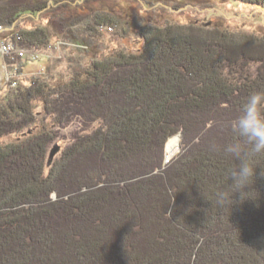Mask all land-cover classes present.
I'll return each instance as SVG.
<instances>
[{"label":"trees","instance_id":"obj_1","mask_svg":"<svg viewBox=\"0 0 264 264\" xmlns=\"http://www.w3.org/2000/svg\"><path fill=\"white\" fill-rule=\"evenodd\" d=\"M230 1L264 10V0ZM52 3L68 6L0 0V41L49 47L77 16L55 17L54 30L22 21ZM139 34L137 51L2 88L0 139L18 138L0 142V264H264V156L248 198L234 194L228 206L216 193L235 161L211 150L232 139L224 125L243 99L264 90V28L166 21ZM73 121L79 128L48 166ZM177 133L180 150L165 161Z\"/></svg>","mask_w":264,"mask_h":264},{"label":"rangeland","instance_id":"obj_2","mask_svg":"<svg viewBox=\"0 0 264 264\" xmlns=\"http://www.w3.org/2000/svg\"><path fill=\"white\" fill-rule=\"evenodd\" d=\"M58 1H65L68 6L57 7L55 3H52L51 10H46L40 19L23 18L24 26L31 28L37 25L54 30V23H57L58 20L61 22L64 17L67 19L77 16L79 20L69 29H65L64 33L54 30L53 42L49 47L29 48L39 51L38 59L24 58V61L17 62L18 65L21 64L17 66L18 72L8 81L5 80L3 68H1L2 64L6 62L5 59L8 58L3 59L0 56V92L3 91L2 88L14 87V83L23 81L33 74L40 73L54 78L63 76L65 78L72 70L74 72L81 69V66L86 65V62L94 56L103 57L120 50L137 51L144 45L139 29L141 25L145 24H164L166 21L180 24L198 22L202 25L209 24V26H217L235 32L256 33L263 32L264 28V10L230 0ZM106 13L112 23L107 25L95 23L96 17H104ZM58 16H60L58 20L53 21ZM92 28L97 29L93 30ZM76 128H79V124L77 121H73L60 129L59 137L50 145L46 161L48 166L54 162L63 146L71 142V134ZM17 138V135H12L0 139V142L5 143ZM171 140L177 141L178 146L169 156L167 148ZM180 140L170 139L167 141V146L165 145L167 158H171L179 152ZM55 144L60 146V150L53 158H49L50 150Z\"/></svg>","mask_w":264,"mask_h":264},{"label":"clouds","instance_id":"obj_3","mask_svg":"<svg viewBox=\"0 0 264 264\" xmlns=\"http://www.w3.org/2000/svg\"><path fill=\"white\" fill-rule=\"evenodd\" d=\"M224 127L232 139L223 145H212L211 150L235 161L227 170V189L216 193L218 203L230 206L234 194L239 193L241 202L248 198L241 194L251 190L259 166L256 160L264 156V90L253 91L244 98L235 117ZM260 175L264 176L262 167Z\"/></svg>","mask_w":264,"mask_h":264},{"label":"built area","instance_id":"obj_4","mask_svg":"<svg viewBox=\"0 0 264 264\" xmlns=\"http://www.w3.org/2000/svg\"><path fill=\"white\" fill-rule=\"evenodd\" d=\"M4 30L2 26H0V31ZM39 51L29 49V48H21V47H16L14 43L10 40H2L0 41V56L5 59L8 58L10 59L13 63L11 67L6 62L2 64L1 68H3L4 72V78L6 81L10 80L13 75L17 74L18 69L17 66H20L21 64L18 65L17 62L19 61H24V58H29V59H38L39 57ZM36 57V58H35ZM15 82V81H14ZM17 83H14V86ZM166 156V153H165ZM170 158H165V161H168Z\"/></svg>","mask_w":264,"mask_h":264},{"label":"water","instance_id":"obj_5","mask_svg":"<svg viewBox=\"0 0 264 264\" xmlns=\"http://www.w3.org/2000/svg\"><path fill=\"white\" fill-rule=\"evenodd\" d=\"M258 8L261 9V7H259V6H258ZM174 136H175V135H174ZM176 136H178V138L181 139V133H177ZM170 138H171V137H170ZM170 138H169V139H170ZM169 139H168V140H169ZM168 140H167V141H168ZM166 143H167V142H166ZM165 148H166V147H165ZM59 150H60V146H59L58 144H55V145L51 148V150H50V154H49L50 157H49V158H53ZM165 152H166V151H165ZM50 161H51V159H50Z\"/></svg>","mask_w":264,"mask_h":264},{"label":"bare ground","instance_id":"obj_6","mask_svg":"<svg viewBox=\"0 0 264 264\" xmlns=\"http://www.w3.org/2000/svg\"><path fill=\"white\" fill-rule=\"evenodd\" d=\"M178 146V142L177 141H174V140H171L168 144V148H167V151H168V154L169 156H171L173 153H174V149Z\"/></svg>","mask_w":264,"mask_h":264}]
</instances>
